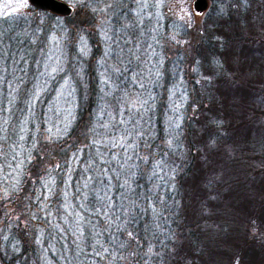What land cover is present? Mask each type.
<instances>
[{
	"label": "trees",
	"instance_id": "16d2710c",
	"mask_svg": "<svg viewBox=\"0 0 264 264\" xmlns=\"http://www.w3.org/2000/svg\"><path fill=\"white\" fill-rule=\"evenodd\" d=\"M251 1L211 0L191 52L131 30L139 53L127 73L126 58L104 64L92 35L72 73L66 127L46 142L56 85L37 95L27 35L36 26L0 21V264H40L52 227L60 248L72 238V264H264V169L245 157L264 150L247 144L264 131L248 125L264 105V37L243 42L237 31L250 26ZM144 57L153 65L139 66ZM239 91L254 96L239 102ZM249 116L238 138L235 124ZM241 151L247 167L236 168Z\"/></svg>",
	"mask_w": 264,
	"mask_h": 264
},
{
	"label": "rangeland",
	"instance_id": "374dc122",
	"mask_svg": "<svg viewBox=\"0 0 264 264\" xmlns=\"http://www.w3.org/2000/svg\"><path fill=\"white\" fill-rule=\"evenodd\" d=\"M60 1L65 2L73 8L69 16H58L48 11H42L44 13L39 14L36 11L38 9L33 8L28 3V0H0V21L13 20L14 22H18V24H25L26 30L32 24L36 26L33 34L27 35H32L30 45L34 60L32 63L29 62V64L37 72H33L35 74L34 82H36L38 87L39 85L42 86V89L37 91V95L45 89H48V87L56 85V88L52 89L50 101L46 104L45 108L46 112H50V115L48 114L49 117L45 121V128L43 129V140L45 142L49 139H54L59 133L60 128L66 127V122L70 115L68 103L72 100V73L76 69V61L79 62L81 58H87L92 54L91 44L89 43L92 35L95 34L102 39L101 43L104 46L102 48L104 49L103 56L105 58L104 64L112 68V64H114L113 67L117 66L116 64L120 65V61L116 59L120 57L126 58L123 65L127 67H124L123 71L127 73L129 65H133L132 61L138 58L139 53L138 47L134 43L135 37H132L133 31L131 30H135L136 34L137 30H139V35L143 37L148 34L150 42H154L155 44H158V40H160L161 44L159 43L160 45L158 46L162 50H170V44L174 41L179 49L181 48L187 52H191L192 44L196 42L199 35L197 31L202 30L203 22L207 15L212 13V11L210 13L208 12L213 4L214 7L212 9L216 8L217 4V1L211 4V0H207L208 8L203 13L198 14L193 10L195 0H109V3L103 9L99 5L97 7L96 5L88 3L86 0ZM257 3L262 5L264 0L251 1V9L249 11L251 15L250 26H247L246 30L240 31L238 29L237 31L242 39L243 37L249 38L250 36L254 41L256 39L262 42V37H264V11L260 10V6L257 7ZM113 8L115 9L113 10ZM218 8L223 9L220 4H218ZM258 13L260 14L259 18L257 17ZM249 31L251 34H249ZM238 38L241 39L240 37ZM250 41V43H253L252 40ZM155 50V48L152 49V51ZM139 51L140 56H145V51L142 53L141 48ZM187 55L189 57L188 53ZM120 59L122 60V58ZM140 61L139 66L142 67L153 65L151 57H144ZM99 63H103L102 58L99 59ZM253 67L247 61V64L244 66L246 76L254 74ZM229 75L228 72L226 76L227 80ZM189 76L190 74L187 77ZM236 76L239 75L235 74ZM236 78L238 82L239 78ZM230 82H233L231 77ZM253 96L254 94H251V92L246 96L241 91L236 93V99L240 100L239 102L245 100V97L247 99ZM257 106H259L258 103ZM258 110V114H261L260 118L258 116L253 117V119H250V116L245 119L238 118L235 124L237 125L236 132L238 138L243 137L240 133L245 132L247 126L244 128L242 126L248 124L249 119L248 125L254 128V130L255 128H264V105L260 109L258 108ZM232 125L233 120H230L226 123V128H233ZM262 130H259L260 132L257 131L258 133L254 131L251 135V138H255L254 142L247 144L262 143L264 141V131L262 132ZM258 136L261 137L258 138ZM244 143H238L240 148L236 150L247 152ZM243 151H241V154L239 153L233 156L234 163L232 164H235L236 168L238 166L247 167V164L240 162ZM251 154L252 156H245L248 159V164L251 167L254 164L255 170L261 171L264 169V150L254 149L251 151ZM238 170L243 172L239 168ZM13 177L16 176L13 175ZM10 179L12 178L10 177ZM254 191L258 192V188L254 189ZM12 209H15L14 212L20 217H23L22 209L18 210L16 206ZM54 230L57 236H62L58 229L52 227L49 231L50 243L44 246V238H42L37 249L40 264H72V251L70 248L72 246V238L63 241L65 245L63 248H60L53 235ZM69 240H71L70 245ZM194 249L197 252H195L196 257H198V254L201 255L203 253L200 245L194 246ZM175 253L174 251L173 254ZM18 256L26 260L23 254ZM29 259H32V257L29 256L27 260ZM14 264H21L20 260ZM29 264H33L32 260H29Z\"/></svg>",
	"mask_w": 264,
	"mask_h": 264
},
{
	"label": "water",
	"instance_id": "95a60500",
	"mask_svg": "<svg viewBox=\"0 0 264 264\" xmlns=\"http://www.w3.org/2000/svg\"><path fill=\"white\" fill-rule=\"evenodd\" d=\"M28 3L35 9L48 11L58 16H69L72 7L60 0H28ZM208 8L207 0H195L193 3L194 12L201 14Z\"/></svg>",
	"mask_w": 264,
	"mask_h": 264
}]
</instances>
